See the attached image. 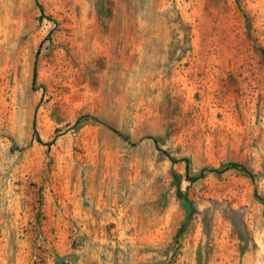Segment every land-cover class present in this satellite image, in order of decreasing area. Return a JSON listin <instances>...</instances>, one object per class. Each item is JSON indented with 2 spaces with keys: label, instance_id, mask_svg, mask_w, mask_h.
Listing matches in <instances>:
<instances>
[{
  "label": "rangeland",
  "instance_id": "1",
  "mask_svg": "<svg viewBox=\"0 0 264 264\" xmlns=\"http://www.w3.org/2000/svg\"><path fill=\"white\" fill-rule=\"evenodd\" d=\"M0 264H264V0H0Z\"/></svg>",
  "mask_w": 264,
  "mask_h": 264
},
{
  "label": "trees",
  "instance_id": "2",
  "mask_svg": "<svg viewBox=\"0 0 264 264\" xmlns=\"http://www.w3.org/2000/svg\"><path fill=\"white\" fill-rule=\"evenodd\" d=\"M90 118H91L92 122H98V123H101V121H100L97 117H90ZM110 128H111V127H110ZM111 129L114 130L115 132H117L115 129H113V128H111ZM34 132L36 133L35 130H34ZM37 141L40 142V143H43L42 140H41L39 137H37ZM46 144H47V143H46ZM168 156H169V158H170L171 160H173V161L176 160V159H174L173 157H170V155H168ZM183 160L185 161V165H186V168H187V171H188L189 160H188L187 158H184ZM230 167H237V168L243 169V170H245V172H246L249 176H251V173H250V171H249L247 168L241 166V165L238 164V163H229V164H227V165H224V166H223L222 168H220V169H213V168L203 169L198 175H195V176L191 177L190 179H195V178H198V177L203 176L204 173H205V170H206V171L217 170V172H222V171H224V170H226L227 168H230Z\"/></svg>",
  "mask_w": 264,
  "mask_h": 264
}]
</instances>
